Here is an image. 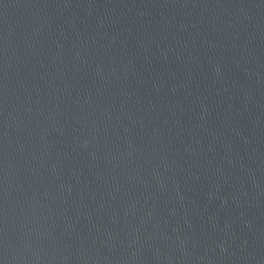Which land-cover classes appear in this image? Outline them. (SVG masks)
Here are the masks:
<instances>
[{"label":"water","instance_id":"water-1","mask_svg":"<svg viewBox=\"0 0 264 264\" xmlns=\"http://www.w3.org/2000/svg\"><path fill=\"white\" fill-rule=\"evenodd\" d=\"M0 264H264V0H0Z\"/></svg>","mask_w":264,"mask_h":264}]
</instances>
